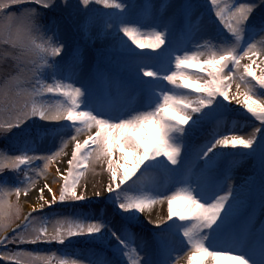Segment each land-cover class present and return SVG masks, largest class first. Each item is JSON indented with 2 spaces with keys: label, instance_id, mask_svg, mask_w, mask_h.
<instances>
[{
  "label": "snow or ice",
  "instance_id": "snow-or-ice-1",
  "mask_svg": "<svg viewBox=\"0 0 264 264\" xmlns=\"http://www.w3.org/2000/svg\"><path fill=\"white\" fill-rule=\"evenodd\" d=\"M182 259L264 264V0H0V262Z\"/></svg>",
  "mask_w": 264,
  "mask_h": 264
},
{
  "label": "rangeland",
  "instance_id": "rangeland-1",
  "mask_svg": "<svg viewBox=\"0 0 264 264\" xmlns=\"http://www.w3.org/2000/svg\"><path fill=\"white\" fill-rule=\"evenodd\" d=\"M136 2H142V0H136ZM152 2L154 4H157V5H161V4H166L169 2V0H152ZM107 11V10H106ZM145 51H150V49H145ZM244 63H247V61L245 60ZM233 91H235V88L233 87ZM232 107H236L235 104L231 105ZM227 127L229 129H233V128H236L238 127L240 129L241 132H248V131H251L250 128L247 127L246 125V121L243 119V118H240V117H236V116H233V117H230V118H226L224 122H222L220 124V128L223 129L224 127ZM209 131H211V129H209ZM86 137L85 136H82L81 137V140L85 139ZM47 139L48 138H45V142L47 143ZM57 145L59 144V140L56 141ZM73 150V146L72 145H69L68 148H67V152H71ZM66 159V158H65ZM62 170H63V167H61ZM241 172H243V169L241 170ZM98 175V177H97ZM137 175H139V173H137ZM49 179H51V176L49 177ZM83 179H86L87 181V186H88V196L90 199H93L95 200L96 198L93 197L92 195V192H93V189L96 188H100V187H103L104 185H106L107 183V180H108V173L100 168V167H97L95 169V173H89L85 178ZM97 179L98 183L97 185L95 186L94 183H95V180ZM103 180V182H102ZM44 183L43 180L39 181L37 184H36V190H38L42 184ZM36 199V191H33L32 193L29 194L28 197H22V204L24 205V214L25 213V204L23 203L25 200H28L30 197H33ZM13 200L15 199V197L12 198ZM45 211H48V209H45ZM63 213L65 216H69L71 217L73 215V211L71 208H67V209H62ZM87 211H90L92 214L96 215V216H103L107 219H110L112 220L113 222H118V217L115 215L111 205L109 204H106V203H101V202H96L94 204H92L91 208L88 209ZM153 218H157V217H160V215H157V214H154L152 215ZM76 245H79V244H76ZM83 245V244H81ZM10 247H14V246H10ZM80 247H83V246H80ZM22 249H26V250H34V249H39L41 250L42 252L46 253V254H51V252H56L58 255L60 254V250L64 248L63 245H58V244H41V245H23L21 246ZM75 250H72V248L68 249L67 251L71 254H73L74 258L77 254L79 253H82V252H85V249L84 248H73ZM226 261H224L223 263H225ZM0 264H3V262H0ZM181 264H187V261L186 260H181ZM225 264H229V263H225Z\"/></svg>",
  "mask_w": 264,
  "mask_h": 264
},
{
  "label": "bare ground",
  "instance_id": "bare-ground-1",
  "mask_svg": "<svg viewBox=\"0 0 264 264\" xmlns=\"http://www.w3.org/2000/svg\"><path fill=\"white\" fill-rule=\"evenodd\" d=\"M66 151H67V149H66ZM61 167H63V165H61ZM63 170H64V169H63ZM51 171H52L53 173L55 172V165L52 167ZM240 174L242 175V174H244V173L241 172ZM97 177H98V175H97ZM102 182H103V180H102ZM97 183H98V181H97V179H96L94 185L96 186ZM58 187H59V186L54 185V189H57V190H58ZM45 195L48 196L47 193H45ZM33 200H35L34 196H33V197H30L28 200H25V201L23 202V203L25 204V210H26L25 213H26V214L28 213V211H30V206H29V205L31 204V202H32ZM165 213H166V204H165L163 207H161L160 205H156V206H154V209H153L152 215L157 214V215H160V216H164ZM154 219H155V218H154ZM223 262H224V261H221L220 264L229 263V262H225V263H223Z\"/></svg>",
  "mask_w": 264,
  "mask_h": 264
}]
</instances>
